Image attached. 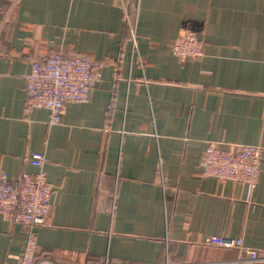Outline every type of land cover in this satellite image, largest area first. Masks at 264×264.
Listing matches in <instances>:
<instances>
[{
    "label": "crops",
    "instance_id": "0c3cea01",
    "mask_svg": "<svg viewBox=\"0 0 264 264\" xmlns=\"http://www.w3.org/2000/svg\"><path fill=\"white\" fill-rule=\"evenodd\" d=\"M134 30V32L132 31ZM192 30L201 59L172 45ZM55 51L101 62L87 102L60 123L28 107L25 76ZM215 143L263 147L244 183L201 176ZM54 185L36 227L47 264H236L241 237L264 255V0H0V177ZM26 227L0 216V264H17Z\"/></svg>",
    "mask_w": 264,
    "mask_h": 264
},
{
    "label": "built area",
    "instance_id": "2783aa9c",
    "mask_svg": "<svg viewBox=\"0 0 264 264\" xmlns=\"http://www.w3.org/2000/svg\"><path fill=\"white\" fill-rule=\"evenodd\" d=\"M134 32V30L132 29ZM172 51L181 59H201L204 47L192 30H186L173 43ZM28 107H44L50 111V123H60L69 102H87L91 88L102 79L101 62L89 55L69 56L55 51L44 60H33L25 76ZM263 160V147L241 144L223 149L211 143L199 161L200 175L244 183L252 191L258 183ZM34 173L24 172L10 178L0 177V216L26 227L27 238L17 264H47L38 260L36 227L46 223L54 185L48 180L43 153L30 155ZM207 243L238 248L243 256L236 264H264V255L244 244L241 237L210 235Z\"/></svg>",
    "mask_w": 264,
    "mask_h": 264
}]
</instances>
